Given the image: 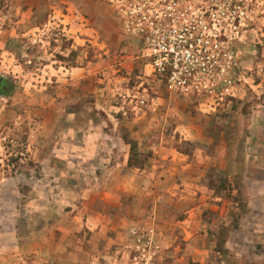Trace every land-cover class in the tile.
I'll list each match as a JSON object with an SVG mask.
<instances>
[{"label":"rangeland","instance_id":"374dc122","mask_svg":"<svg viewBox=\"0 0 264 264\" xmlns=\"http://www.w3.org/2000/svg\"><path fill=\"white\" fill-rule=\"evenodd\" d=\"M146 7L188 71L114 0H0V264H264V0Z\"/></svg>","mask_w":264,"mask_h":264},{"label":"built area","instance_id":"2783aa9c","mask_svg":"<svg viewBox=\"0 0 264 264\" xmlns=\"http://www.w3.org/2000/svg\"><path fill=\"white\" fill-rule=\"evenodd\" d=\"M114 2L122 7V11H130L131 13H135V17L133 19L134 22H137L139 26V30L142 33L144 29H142V26H146L149 31L148 33H144L145 35H149V37H152V41H154V45L157 48L155 49V55L153 54L155 60H154V66L158 68V71L164 70L165 62L170 65V68H176L180 70H186L188 71L189 67L188 64L191 62V59L193 58V51L191 52L190 49H192L191 46H193L191 43V40L193 37L183 39L181 44H176V42L173 40V35L171 34V37L168 33V31H165V28L163 29V25L160 23L159 19H155L154 17L148 16L143 14L146 4H150V0H114ZM147 8V7H146ZM143 10V11H142ZM146 11H149L148 9H145ZM142 11V12H141ZM142 21L144 23H142ZM149 24L151 27L149 28ZM174 32V31H172ZM151 46V47H153ZM186 53V61L183 60V56L181 55V59H179V53L181 52ZM156 56L161 57L162 61L158 59ZM188 61V63H187ZM169 67V66H168Z\"/></svg>","mask_w":264,"mask_h":264},{"label":"crops","instance_id":"0c3cea01","mask_svg":"<svg viewBox=\"0 0 264 264\" xmlns=\"http://www.w3.org/2000/svg\"><path fill=\"white\" fill-rule=\"evenodd\" d=\"M206 161H207V159H203L202 161H200V162H201L200 164H204ZM173 165H174V164H173ZM187 166H190V167L192 168L191 165H188V164H187ZM193 168H194V167H193Z\"/></svg>","mask_w":264,"mask_h":264}]
</instances>
